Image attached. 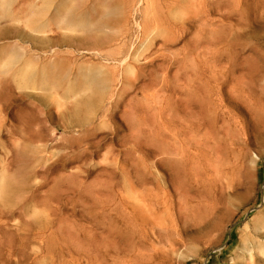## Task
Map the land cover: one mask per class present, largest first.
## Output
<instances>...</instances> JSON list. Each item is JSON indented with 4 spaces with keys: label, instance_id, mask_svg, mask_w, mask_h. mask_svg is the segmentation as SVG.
Masks as SVG:
<instances>
[{
    "label": "rangeland",
    "instance_id": "obj_1",
    "mask_svg": "<svg viewBox=\"0 0 264 264\" xmlns=\"http://www.w3.org/2000/svg\"><path fill=\"white\" fill-rule=\"evenodd\" d=\"M0 264H264V0H0Z\"/></svg>",
    "mask_w": 264,
    "mask_h": 264
}]
</instances>
